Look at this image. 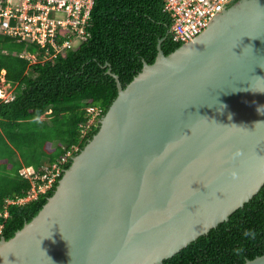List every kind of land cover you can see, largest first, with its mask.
Here are the masks:
<instances>
[{
  "label": "water",
  "instance_id": "obj_1",
  "mask_svg": "<svg viewBox=\"0 0 264 264\" xmlns=\"http://www.w3.org/2000/svg\"><path fill=\"white\" fill-rule=\"evenodd\" d=\"M123 87L0 264H162L264 186V0H240ZM243 264H264V254Z\"/></svg>",
  "mask_w": 264,
  "mask_h": 264
},
{
  "label": "trees",
  "instance_id": "obj_2",
  "mask_svg": "<svg viewBox=\"0 0 264 264\" xmlns=\"http://www.w3.org/2000/svg\"><path fill=\"white\" fill-rule=\"evenodd\" d=\"M172 24L165 0H95L87 34L76 48L36 63L22 55L36 53L35 44L0 33V82L5 77L12 89V98H0V238H12L38 214L73 158L99 131L101 119L118 96L111 72L125 87L144 61L156 60L162 38L165 54L183 44L174 39ZM88 105L102 109L90 128ZM54 163L63 171L53 186L20 202L33 194L35 186L23 168L32 166L42 174L43 166ZM40 183L44 181L38 178V189ZM244 229L254 230L255 238H245ZM241 247L243 251L236 254ZM263 254L264 186L229 220L162 264H243Z\"/></svg>",
  "mask_w": 264,
  "mask_h": 264
},
{
  "label": "built area",
  "instance_id": "obj_3",
  "mask_svg": "<svg viewBox=\"0 0 264 264\" xmlns=\"http://www.w3.org/2000/svg\"><path fill=\"white\" fill-rule=\"evenodd\" d=\"M234 1L165 0V11L173 17L170 30L174 39L183 43L194 40ZM94 2L95 0H0V33L35 44L38 47L36 53H22L31 63L51 60L68 49L76 48L85 38ZM4 82L6 83L5 77ZM86 110L91 116L87 125L90 128L101 116L102 109L88 105ZM66 160L67 157H64L63 162ZM43 169L42 174H36L33 167L23 169V174L34 180L35 186L31 191L33 194L20 202L36 198L40 191L50 189L63 171L62 165L58 163L44 166ZM38 178L44 181L39 184V189L36 187Z\"/></svg>",
  "mask_w": 264,
  "mask_h": 264
},
{
  "label": "rangeland",
  "instance_id": "obj_4",
  "mask_svg": "<svg viewBox=\"0 0 264 264\" xmlns=\"http://www.w3.org/2000/svg\"><path fill=\"white\" fill-rule=\"evenodd\" d=\"M11 92H12L11 87H9L8 83L4 82V77H3L0 82V94H1L0 98L3 99L10 98ZM35 195H37V193Z\"/></svg>",
  "mask_w": 264,
  "mask_h": 264
},
{
  "label": "clouds",
  "instance_id": "obj_5",
  "mask_svg": "<svg viewBox=\"0 0 264 264\" xmlns=\"http://www.w3.org/2000/svg\"><path fill=\"white\" fill-rule=\"evenodd\" d=\"M7 83V82H6ZM46 166V165H45ZM47 166H49V165H47ZM32 167V166H31ZM44 167V166H43ZM25 168H27V167H24L23 169H25ZM34 168V167H33ZM35 169V168H34ZM22 173H23V170H22ZM28 178V177H27ZM255 235H256V233H255V231L254 230H252V229H244L243 230V236L245 237V238H255ZM243 251V248L241 247V248H237V249H235V253L236 254H239L240 252H242Z\"/></svg>",
  "mask_w": 264,
  "mask_h": 264
},
{
  "label": "bare ground",
  "instance_id": "obj_6",
  "mask_svg": "<svg viewBox=\"0 0 264 264\" xmlns=\"http://www.w3.org/2000/svg\"><path fill=\"white\" fill-rule=\"evenodd\" d=\"M0 96H1V94H0Z\"/></svg>",
  "mask_w": 264,
  "mask_h": 264
}]
</instances>
